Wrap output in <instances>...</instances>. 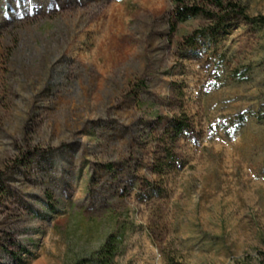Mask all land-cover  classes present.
Returning <instances> with one entry per match:
<instances>
[{
	"label": "rangeland",
	"instance_id": "1",
	"mask_svg": "<svg viewBox=\"0 0 264 264\" xmlns=\"http://www.w3.org/2000/svg\"><path fill=\"white\" fill-rule=\"evenodd\" d=\"M175 9L0 0V264L264 261V29Z\"/></svg>",
	"mask_w": 264,
	"mask_h": 264
},
{
	"label": "trees",
	"instance_id": "2",
	"mask_svg": "<svg viewBox=\"0 0 264 264\" xmlns=\"http://www.w3.org/2000/svg\"><path fill=\"white\" fill-rule=\"evenodd\" d=\"M175 5V21L186 22L195 17H204L215 23L213 32L217 34L230 17H240L258 30L264 29V17H251L246 7L230 0H173ZM212 36V35H210ZM178 126V133L182 131ZM120 236L110 233L105 242L92 254L76 260L74 264H117L116 255L119 252ZM264 264V261L258 263Z\"/></svg>",
	"mask_w": 264,
	"mask_h": 264
}]
</instances>
